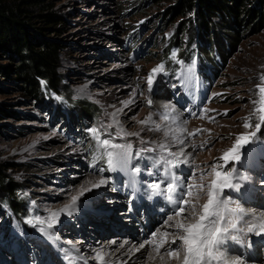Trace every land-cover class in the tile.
Instances as JSON below:
<instances>
[{
    "label": "rangeland",
    "instance_id": "374dc122",
    "mask_svg": "<svg viewBox=\"0 0 264 264\" xmlns=\"http://www.w3.org/2000/svg\"><path fill=\"white\" fill-rule=\"evenodd\" d=\"M41 1V9L31 8L34 12L26 21L34 32L37 29L64 46L59 73L65 89L42 103L24 100L18 87L0 74V104L12 113L0 119V168L18 186L17 195L27 214L21 220L24 223L12 214L10 222H0L1 227L8 225V242L18 250L14 253L0 239V264H100L98 253L103 264H182V246L178 260L165 253L180 244L182 233L175 224L193 223L192 205L198 215L206 202L207 186L215 178L213 165L222 172L235 168L242 177L238 191L224 189L222 193V198L246 211L237 227L244 229L264 216V126L242 150L239 162L225 165L220 159L238 135L251 131L243 122L259 100L264 29L244 34L240 45L227 53L216 70L200 61L198 44L188 42L189 32L181 36L185 17H167L173 4L170 0ZM50 12L62 18L60 34L37 17ZM136 30H140L138 42L135 52H130L123 43ZM172 39L182 51L193 52L192 57L179 60L177 47L166 57L165 48ZM0 63L8 62L0 58ZM159 65L163 70L154 74L152 70ZM159 96H165L164 100ZM76 101L96 104V117L82 116ZM176 118L181 122L173 121ZM91 128H98L102 139L131 144L129 170L141 168L132 173L138 186H130L127 172L109 171L107 161L97 170L83 166L86 149L95 142ZM119 128L133 135L121 138ZM182 152L186 155H179ZM177 160L175 167L165 163ZM101 168L105 170L99 171ZM169 173L183 182L171 194L161 179ZM100 179L106 183L92 187ZM157 182L160 194L147 186ZM188 185L193 186L191 196L185 194ZM197 185H203V190ZM82 188L90 190L80 195ZM135 191L142 197L139 204L133 201ZM74 195L79 198L71 204ZM169 195L183 196L189 203H173ZM172 204L176 205L174 211ZM66 205L71 207L64 211ZM181 206L186 211L176 216ZM53 212L58 217L51 229L47 223H37ZM41 227L50 236L41 233ZM164 232L174 235L167 237L168 243L158 255L154 245ZM234 234L238 240L227 239L222 245L226 256H236L242 264H264V234ZM144 243L147 246L141 252L137 246Z\"/></svg>",
    "mask_w": 264,
    "mask_h": 264
},
{
    "label": "trees",
    "instance_id": "16d2710c",
    "mask_svg": "<svg viewBox=\"0 0 264 264\" xmlns=\"http://www.w3.org/2000/svg\"><path fill=\"white\" fill-rule=\"evenodd\" d=\"M153 2L163 0H152ZM167 17H185L181 36L189 32V44L196 42L197 55L208 67L218 69L219 64L230 50L236 49L244 34L259 33L264 29V0H170ZM41 0H0V58L8 63H0V74L7 82L17 86L24 100L32 99L43 102L52 93L59 94L64 88L61 85L60 54L63 45L55 38H47L37 29L30 28L26 18H31V8L41 5ZM140 4L137 9H142ZM41 8L39 7V10ZM42 23L60 34L62 18L54 13L37 14ZM167 17L163 19L167 20ZM160 19H158L159 21ZM41 29V28H40ZM138 29V28H137ZM43 30V29H41ZM161 30V29H160ZM140 30L127 35L123 46L135 52ZM170 41L165 48L166 57L177 47L179 60L192 57L193 52L182 51L181 46ZM155 46V45H153ZM208 80V77H206ZM3 90V87H0ZM69 93V91H67ZM70 96V95H68ZM81 107L82 116L95 118L98 107L94 103L76 101ZM87 108H85V106ZM47 107V106H46ZM91 110V112L89 111ZM92 112L96 114L93 115ZM12 115L0 104V119ZM62 122L63 119L61 118ZM67 126V125H66ZM3 125L0 126V130ZM68 127V126H67ZM79 130V124L76 125ZM104 150L97 146L96 141L87 147L83 166L89 170L103 167L107 161ZM0 168V222H10L9 214L23 222L25 207L17 195L18 186L7 180ZM6 223V224H7ZM24 223V222H23ZM25 226V224H23ZM8 225L0 226V239L17 253L9 241Z\"/></svg>",
    "mask_w": 264,
    "mask_h": 264
},
{
    "label": "snow or ice",
    "instance_id": "6c2138e0",
    "mask_svg": "<svg viewBox=\"0 0 264 264\" xmlns=\"http://www.w3.org/2000/svg\"><path fill=\"white\" fill-rule=\"evenodd\" d=\"M175 55V54H173ZM163 70V65H159L157 68L153 69V73H158ZM261 85L258 87L259 100L254 101L256 105L253 109L252 115L245 117L243 122V127L251 129V131H246L238 135L235 138L233 146L226 150L221 160L225 161V165L228 162H239L242 156V150L246 145L254 142L257 138V133L260 132L261 127L264 126V76L260 78ZM153 83V77L150 75L148 77V85L151 88ZM151 103V101H149ZM114 115V114H113ZM150 119V118H149ZM255 120V122H253ZM118 123V122H117ZM141 123H147V121H142ZM111 127V125H109ZM159 130V129H157ZM89 131L92 133L97 146L104 150L103 155L107 159V166L109 171H114L119 169L121 171L127 172L129 174V184L130 186L137 183V181L132 176V173H139L141 168L136 166L129 170L130 161L132 159L131 144H121L113 143L111 139H102V133L98 128H91ZM117 135L123 138L127 135H133L132 133H126L122 128L117 130ZM167 135V133H165ZM180 161H165L167 165L175 167ZM213 175L214 179L207 186V200L201 206L200 212L197 215L196 205H192V214L194 217L193 223H183L177 222L175 228L182 233L180 235V244L177 245L175 249H169L166 251V255L171 259H180V248H183V261L182 264H242L238 259L230 258L226 256L225 252L222 250V245L227 239L238 240L239 237L234 233L240 231L255 232L257 235L264 234V216L257 217L255 222L247 226L246 228H238L237 225L239 221L246 214L245 209L240 205L231 201L227 197L222 198V193L224 189H232L238 191L240 188L239 175L236 173V169L232 168L228 171H219L217 166L213 165ZM105 169L101 168L99 171L103 172ZM151 174V173H149ZM162 182H166L167 193H174L177 187H183V182L178 181V178L171 173L167 177L161 178ZM106 183L105 179H100L97 182L92 183V187H99L100 185ZM148 188L153 190L154 194H160L158 190L161 188V184L148 183ZM188 191L185 193L188 196L192 195L191 188L192 185H188ZM197 188L203 190V185H197ZM90 189L82 188L80 195L83 192ZM78 196L74 195L71 197V204H75L78 200ZM168 199L173 203H179L181 205H187L188 200L183 199V196L178 199H173L172 195L168 196ZM235 204V206H230ZM71 205H66L64 211H67ZM186 211L185 207H179V210L174 214L176 216L182 215ZM58 217V213L53 212L46 220L37 219V223L44 224L47 223V227L51 229L53 227V222L55 218ZM173 217H168L171 221ZM27 223H32V220H28ZM39 231L45 235L49 233L45 232V229L41 227ZM169 235H174L168 232L162 234V238L159 244H155V250L159 255L160 249L163 248L167 243V237ZM51 238V237H50ZM156 233H153V239L155 240ZM172 244H176L177 240L173 239ZM123 247V245H121ZM143 247V244L140 245ZM97 259L100 264H103V256L99 253L97 254Z\"/></svg>",
    "mask_w": 264,
    "mask_h": 264
},
{
    "label": "bare ground",
    "instance_id": "6f19581e",
    "mask_svg": "<svg viewBox=\"0 0 264 264\" xmlns=\"http://www.w3.org/2000/svg\"><path fill=\"white\" fill-rule=\"evenodd\" d=\"M191 83H193V85H194L196 88H199V89H200V87H198L197 84H196L195 82H193L192 79H191ZM174 86H177L176 82L173 84V87H174ZM196 90H197V89H196ZM197 91H198V90H197ZM165 94H166V93H165ZM159 97H162L163 100H164V98H165V96H159ZM168 107H170V106H168ZM172 120H173V119H170L169 122L172 123ZM173 121H175L177 124H178V122H181L180 119H178V118L174 119ZM166 125H167V129H168V130H171V129H172V130L170 131V132H172V131H173V127L170 126V123H169V124L167 123ZM178 141H182V139H180V140L178 139ZM174 144H176V143H174ZM174 146H175V145H174ZM184 153H185V152L179 153V155H184V156H185L186 154H184ZM186 153H187V152H186ZM187 155H188V154H187ZM134 179H135V178H134ZM136 181H137V179H136ZM134 185H135V186H138V182L135 183ZM112 186H113V185H112ZM129 187H130V186L127 184V185H126V188H129ZM150 222H151V221H150ZM157 233H159V232H157ZM170 236H171V235H170ZM170 240H171V239H170ZM172 240H173V239H172ZM172 240H171V241H172ZM124 246H126V245H124ZM143 246H147V245L144 243ZM137 248H138V249H141V252H142L143 250H145V248H144V247H140V245L137 246ZM119 253H120V251L118 252V254H119ZM180 253H181V252H180ZM120 254H121V253H120ZM134 256H135V255H134ZM134 256H132L130 260H132V258H133ZM228 257H230V258H234V259H238L236 256H232V255H230V256H228ZM165 264H168V263L166 262Z\"/></svg>",
    "mask_w": 264,
    "mask_h": 264
}]
</instances>
